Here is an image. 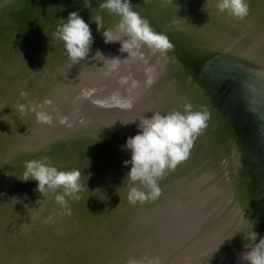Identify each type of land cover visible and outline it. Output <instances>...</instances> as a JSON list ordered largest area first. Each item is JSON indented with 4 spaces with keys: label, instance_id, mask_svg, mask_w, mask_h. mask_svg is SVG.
I'll list each match as a JSON object with an SVG mask.
<instances>
[{
    "label": "water",
    "instance_id": "water-1",
    "mask_svg": "<svg viewBox=\"0 0 264 264\" xmlns=\"http://www.w3.org/2000/svg\"><path fill=\"white\" fill-rule=\"evenodd\" d=\"M100 2L0 0V264H246L250 232L257 243L264 237V0H247L243 20L218 12L216 0H130L173 47L163 56L145 50L118 71L105 59L128 54L105 44L90 17L106 29L119 18ZM73 11L94 40L75 65L52 36ZM46 99L50 125L16 109ZM188 102L210 119L186 171L161 179L155 201L130 204L126 139L143 117L182 112ZM42 156L82 172L86 191L69 201L70 215L56 216L37 182L19 179L24 162ZM50 215L54 223L45 222Z\"/></svg>",
    "mask_w": 264,
    "mask_h": 264
},
{
    "label": "clouds",
    "instance_id": "clouds-1",
    "mask_svg": "<svg viewBox=\"0 0 264 264\" xmlns=\"http://www.w3.org/2000/svg\"><path fill=\"white\" fill-rule=\"evenodd\" d=\"M163 2L173 3V0ZM83 5L90 9L91 0H83ZM98 7L119 18L114 28L106 29L101 16L90 17L96 24L97 32L104 29L101 32L103 42L120 43L119 51L128 54L124 60L119 56L105 59L110 70L118 71L120 64L127 60L144 59L145 50L152 55L163 56L173 47L167 35L155 32L149 22L133 10L130 0H101ZM215 7L218 12L236 20H243L249 14L247 0H216ZM52 36L62 44L64 54L74 65L86 60L94 42L89 24L76 11L70 12L66 20L62 18L57 21ZM20 95L27 98L28 93L22 91ZM100 104L102 107L114 106L107 101ZM51 105L52 101L48 99L42 103L18 102L16 109L22 116L31 113L34 114L37 123L50 125L53 117L46 109ZM115 106L130 109L132 104L115 99ZM182 107V112L174 110L166 115L156 112L150 118L143 117L139 120L138 133L126 139L123 147L130 151L131 159L123 161V164L131 165L125 178L130 185L126 197L130 204L155 201L161 194L159 181L189 158L194 141L206 129L207 121L210 119V114L206 110L194 111L190 102ZM60 123H67V119H61ZM81 176L82 172L79 169L58 170L51 165L48 156H42L39 159L25 161L24 171L19 179L25 182L36 181L35 191L43 198L50 197L58 208L56 216L62 217L71 214L69 201H79L82 198L80 194L86 191ZM45 222L54 223L55 217L50 215ZM250 224L252 228L253 225ZM256 240L257 233L251 231L249 243L244 246L248 250L240 257L246 264H264V237H261L258 243ZM126 264H140V261L129 258Z\"/></svg>",
    "mask_w": 264,
    "mask_h": 264
},
{
    "label": "bare ground",
    "instance_id": "bare-ground-1",
    "mask_svg": "<svg viewBox=\"0 0 264 264\" xmlns=\"http://www.w3.org/2000/svg\"><path fill=\"white\" fill-rule=\"evenodd\" d=\"M134 1H136V0H134ZM251 47H253V45H251V44H249ZM261 51V50H260ZM223 135H224V133H223ZM232 136H230V142H232V144H234L235 142H233V140H234V135L233 134H231ZM235 145V144H234ZM183 163H180L177 167H176V169L175 170H173V171H171V172H169L165 177L168 179V178H170V177H172L173 178V176L175 175V173H179V172H184V171H186V168H184L183 167V165H182Z\"/></svg>",
    "mask_w": 264,
    "mask_h": 264
}]
</instances>
